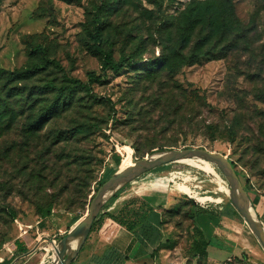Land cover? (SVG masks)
<instances>
[{
	"label": "rangeland",
	"instance_id": "374dc122",
	"mask_svg": "<svg viewBox=\"0 0 264 264\" xmlns=\"http://www.w3.org/2000/svg\"><path fill=\"white\" fill-rule=\"evenodd\" d=\"M99 1L0 0V69L15 71L41 63L39 57L30 54V48L39 43L47 48L51 58L61 63L69 77L87 82L89 72L101 74V61L92 53L85 30L92 17V7ZM192 1L121 0L111 13L105 40L113 44L115 60L127 55L138 63L128 64L120 73L109 71L105 81L94 83L97 99L77 91L69 115L55 122L52 128L57 131L61 126H69L80 113L97 126L83 144L94 174L91 195L71 212L56 207L53 215L42 219L31 202L17 191L13 193L7 202L17 210L18 216L12 223H3L0 217V241L7 240L0 247V262L14 259L12 264H53L70 227L78 217L85 216L99 188L119 170L160 151L205 148L222 154L234 164L242 181L248 182L250 197L261 207V199L264 200V0H232L241 26L234 28L240 34L229 35L227 43H218L216 58H204L170 78L163 74L155 80L148 79L145 65L162 55L159 25L165 18L178 15ZM49 80L58 85L62 80V73L52 65L28 82V86H40ZM171 91L178 101L182 100L183 92L188 93L195 113L202 110L198 123L201 125L204 117V125L216 126L219 133H204L193 123L185 125L181 116L169 115L161 120L165 108L154 106V102ZM108 101L113 103L115 114ZM201 102L203 107L199 105ZM173 119L176 120L171 122ZM20 125L0 144L10 147L16 143L25 154L30 153L25 137L20 134ZM229 125L235 126L234 135ZM8 151L9 161L3 162L0 182L4 178V182L12 179L17 166L16 155L9 148ZM113 156L121 158L119 168L111 165ZM207 171L209 168L203 161L185 160L147 173L120 191L124 195L152 182L167 186L163 193L159 191L165 196L170 194L172 203L168 210H173L164 214L167 264H210L209 255L194 258L190 250L195 230L190 211L192 205L211 202L226 213L231 199L229 186L219 183L218 176ZM180 186L197 192L200 198L179 190ZM61 187L60 183L54 188L47 185L42 192L58 193ZM235 215L238 220L232 217L229 226L233 234L229 237L242 245L253 243L264 256V249L257 239H252L255 236L241 214ZM204 234L211 242V250L214 247L224 250L219 256V261L224 262L232 253L233 243L226 241L222 232L214 236L211 229H204ZM235 262L230 259L224 264Z\"/></svg>",
	"mask_w": 264,
	"mask_h": 264
},
{
	"label": "trees",
	"instance_id": "16d2710c",
	"mask_svg": "<svg viewBox=\"0 0 264 264\" xmlns=\"http://www.w3.org/2000/svg\"><path fill=\"white\" fill-rule=\"evenodd\" d=\"M67 1L81 2V0ZM120 4L121 0H100L92 7V17L86 23L85 30L91 41L92 53L101 61V74L96 71L89 72L87 82L69 77L61 63L51 58L47 48L39 43L30 48V54L39 57L41 63L15 71L0 69V142L22 122L20 134L27 141L25 143L27 149L31 150L30 153L25 154L22 148L16 147V143L10 147L0 144V162H2L0 170H4L3 162L9 161L8 148L16 155L17 161L13 178L6 182L4 178L0 182V217L3 223L6 221L12 223L17 219V210L7 202L9 196L16 191L34 205L36 213L42 219L53 215L56 207L71 212L74 207L87 201L91 195L94 174L83 144L97 126L81 117L83 114L80 113L71 120L72 124L69 126H61L62 128L57 131L52 128L55 122L69 115V111L73 109L72 103L77 91H83L88 97L97 99L92 87L94 83L105 81L109 71L120 73L128 64L138 63L133 56L132 58L127 55H122L116 61L113 44L105 40V33L110 28L109 16ZM235 25L241 27L232 0H193L178 15L165 18L159 25V44L162 47V55L145 65L148 79L155 80L163 74L170 78L184 67L198 64L204 58H216L218 43H227L229 35L240 34L234 28ZM49 65L62 73L61 84L58 85L54 80H49L40 86L29 87L28 82ZM171 92L167 94L168 96H160L154 102V106L165 108L162 111L161 120L169 115L174 118L181 116V122L185 125L190 126L193 123L204 133L213 135L219 133L216 126L204 125L206 122L204 117L201 120L202 124L198 123L197 118L202 110L198 109L199 111L195 113L196 110L193 109L191 102L192 97L188 93L183 92L182 100L178 101L175 92ZM25 93L27 97L24 98ZM49 95L54 96L51 98ZM108 102L115 114L113 103ZM199 105L204 106L202 102ZM112 119L114 121L115 118ZM174 120L176 119L171 122ZM228 127L235 129V126L229 125ZM232 130L231 133L234 135L235 131ZM110 163L114 168H119L121 158L113 156L110 158ZM232 165L234 167L233 163ZM237 174L241 179L240 174L238 172ZM59 183L62 187L58 193L42 192L47 185L54 188ZM242 184L249 193L248 182L242 181ZM119 194L120 192L104 207L91 232L106 233L115 223L134 227L130 219V216L134 214L132 209L122 212V215H114L105 211L119 197ZM252 201L256 208V200L252 199ZM192 206L190 216L195 230L190 250L194 258L208 256L207 249L210 242L196 224V218L201 211L196 206ZM229 208L238 213L233 205L230 204ZM172 211L167 213H172ZM154 235L158 243L161 240L160 233ZM5 242H7L6 239L0 241V247ZM13 260H4L0 264H12Z\"/></svg>",
	"mask_w": 264,
	"mask_h": 264
},
{
	"label": "crops",
	"instance_id": "0c3cea01",
	"mask_svg": "<svg viewBox=\"0 0 264 264\" xmlns=\"http://www.w3.org/2000/svg\"><path fill=\"white\" fill-rule=\"evenodd\" d=\"M166 187L164 184L152 182L143 184L127 194H119V197L105 211L114 215H122V212L132 209L134 214L130 216V219L133 221L134 227L130 228L115 223L106 233L91 232L81 252L72 264H167L168 256L166 253L168 251L164 246L166 243L164 214L171 211L168 208L172 202L170 194L165 196L159 193V191L163 193ZM180 189L183 192L192 194L184 186H180ZM261 200V207L257 206V209H255L264 224V214H261L264 212V200ZM230 204L232 203L230 202ZM196 208L201 211L196 223H198L203 233L204 229H211L214 236L222 232L224 237L226 236V241L233 243L232 253L225 261L234 259L236 264H264V256L258 252L256 245H253V243L251 245L249 242H247L248 245L235 243V240L229 237L233 234V230L229 226V223H232V217L238 220L229 205L226 213L220 212L219 209L224 210L221 207L219 208L216 203L211 202L204 205L198 204ZM82 216L80 219L83 218ZM146 233H148L147 236ZM159 233L161 240L156 243L154 234ZM252 239L256 238L253 237ZM208 241L210 242V240ZM210 247L209 245L207 249L210 264H224L225 261L222 263L219 261V256L224 250L215 247L211 250Z\"/></svg>",
	"mask_w": 264,
	"mask_h": 264
},
{
	"label": "water",
	"instance_id": "95a60500",
	"mask_svg": "<svg viewBox=\"0 0 264 264\" xmlns=\"http://www.w3.org/2000/svg\"><path fill=\"white\" fill-rule=\"evenodd\" d=\"M192 158L208 161L221 172L230 188L232 205L241 214L250 231L264 249V224L231 161L222 154L205 148H182L147 155L128 166L124 171L119 170L116 175L106 181L92 197L85 216L70 229L69 234L63 239L53 264H72L85 245L104 207L125 186L155 169Z\"/></svg>",
	"mask_w": 264,
	"mask_h": 264
},
{
	"label": "bare ground",
	"instance_id": "6f19581e",
	"mask_svg": "<svg viewBox=\"0 0 264 264\" xmlns=\"http://www.w3.org/2000/svg\"><path fill=\"white\" fill-rule=\"evenodd\" d=\"M192 159H194V160H198V161H203L205 164H206V166L209 168V171H207V172H209V173H212V174H214V175H216V176H218L217 175V172H216V170H215V168H214V166H213V164L212 163H210V162H208V161H205V160H201V159H195V158H192ZM192 159H187V160H192ZM125 169H121V172L122 171H124ZM206 172V171H205ZM219 174V173H218ZM218 179H219V183H222L223 182V180L218 176Z\"/></svg>",
	"mask_w": 264,
	"mask_h": 264
},
{
	"label": "built area",
	"instance_id": "2783aa9c",
	"mask_svg": "<svg viewBox=\"0 0 264 264\" xmlns=\"http://www.w3.org/2000/svg\"><path fill=\"white\" fill-rule=\"evenodd\" d=\"M206 182H208V181H204V182H202V183H206ZM223 183L227 186V182L223 181ZM199 188L202 189V187H199ZM179 190H181V189H179ZM192 196H193L194 198H200V197L198 196V193H197V192H193V193H192Z\"/></svg>",
	"mask_w": 264,
	"mask_h": 264
}]
</instances>
